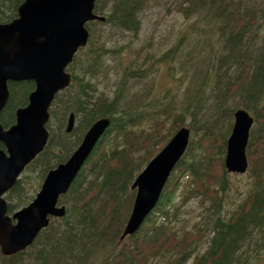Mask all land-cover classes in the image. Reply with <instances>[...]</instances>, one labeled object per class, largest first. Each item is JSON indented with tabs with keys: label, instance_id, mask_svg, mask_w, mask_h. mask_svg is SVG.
<instances>
[{
	"label": "trees",
	"instance_id": "trees-1",
	"mask_svg": "<svg viewBox=\"0 0 264 264\" xmlns=\"http://www.w3.org/2000/svg\"><path fill=\"white\" fill-rule=\"evenodd\" d=\"M23 1L0 0V23L16 18ZM146 1L97 0L95 12L106 20L86 24L89 43L68 67L73 80L56 95L50 107L48 143L24 172L42 169L40 177L44 178L50 169L69 158L95 121L109 117L111 124L68 192L60 198V203L66 205V214L51 218L27 249L12 256L0 251V264H188L208 237L207 248L196 253L192 264H264V4L259 11L253 0H182L180 11L187 18H195L191 29L202 32L199 41L212 44L208 51L203 50L205 47L196 50L193 44L183 66L188 63L195 69L203 67L197 71L204 77L178 102L175 88L163 87L146 108L141 106L147 103L145 94L130 95L132 92L123 87L128 78L139 76L143 70L129 68L114 96L98 93L94 82L100 76L103 56L110 52L106 41L113 31L139 35L140 13ZM186 43L183 37L158 61L170 66ZM77 58H87L83 74L74 72ZM167 76L175 81L170 72ZM9 88L8 103L0 113L5 127L15 122L16 109L27 105L35 83L10 82ZM165 92L171 96H165ZM229 92L239 98L237 105L226 103ZM236 107L246 109L255 119L247 146L248 172L254 184L231 213L223 214L224 192L228 188L224 159ZM71 113L76 119L71 132L80 126V133L68 142L64 136H68L66 124ZM212 117L214 120H210ZM184 125L191 128L189 146L164 194L145 224L120 242L130 214L126 208L134 200L132 184L136 176ZM0 147H4L1 142ZM21 176L6 195L10 213L28 202L26 177ZM179 188L180 207L198 199L203 208L192 228L178 226L182 223L180 209L173 202Z\"/></svg>",
	"mask_w": 264,
	"mask_h": 264
},
{
	"label": "water",
	"instance_id": "water-1",
	"mask_svg": "<svg viewBox=\"0 0 264 264\" xmlns=\"http://www.w3.org/2000/svg\"><path fill=\"white\" fill-rule=\"evenodd\" d=\"M96 0H24L18 16L0 23V113L10 96L9 81L33 80L28 104L16 110V122L9 128L0 122V249L6 256L30 246L50 218L66 213L59 205L72 182L91 156L111 119L102 117L85 133L71 156L52 168L40 191L27 206L8 214L4 195L18 182L25 167L44 150L50 133L47 123L50 106L57 93L72 81L67 71L80 47L88 44L90 32L86 23L105 21L94 13ZM253 116L244 108L234 113V125L227 141L225 166L229 172L243 173L248 168L247 145ZM75 125L71 113L67 132ZM190 128L182 126L167 144L149 161L132 184L136 196L131 215L120 240L134 234L155 208L176 164L185 153Z\"/></svg>",
	"mask_w": 264,
	"mask_h": 264
},
{
	"label": "rangeland",
	"instance_id": "rangeland-1",
	"mask_svg": "<svg viewBox=\"0 0 264 264\" xmlns=\"http://www.w3.org/2000/svg\"><path fill=\"white\" fill-rule=\"evenodd\" d=\"M181 1L182 0H147L144 9L140 13L142 26L138 36H133L130 32L121 33L118 30L113 31V35L109 36V39L106 41V46L111 48L110 52L103 56L102 62L104 63L100 65V76L98 77V79H94V82H97L98 93L104 92L108 96H114L116 93V89L121 85V82L123 81V75L129 68L141 69L143 71L139 76L128 78L123 87L125 91L129 89V92H132L130 95L145 94L148 97L147 103L141 106L146 108L148 107V102L152 98H155V95H158L157 91H162L163 87L170 86L172 87V89L175 88L174 96L177 97L176 100L178 102L183 98L188 89L190 90L191 86L197 87L199 83L202 82V78L204 77V75L202 73H198L197 69L203 70V67L195 69L194 67L188 65V63L187 65L183 66V61H187V58L185 57L188 51L191 50L189 48L193 44H195L194 48H196V50L202 47H205V49L203 50H207L211 47L212 44L209 42L205 43L204 45V42L199 41L200 34L202 32L200 30L198 32H195V30L191 29L195 18H187L184 16L179 7V3ZM253 2L258 8L257 10L262 11L261 6L264 4V0H253ZM98 27L99 26L96 25V28ZM262 32H264V23ZM183 37L187 42L185 44L184 51L178 53L176 59L171 63L170 66H163L161 62L158 61L159 56L169 50ZM189 43L191 44L190 46H188ZM100 45L101 42L100 38L98 37L97 46L100 47ZM117 48H120V50L116 52L115 49ZM179 54L183 55V57H180ZM86 62L87 58H77L74 72L83 74L85 71L84 68L86 67ZM169 72L174 76L175 81L172 82V79L167 76V73ZM86 77L88 78V76ZM170 93H172L171 90ZM164 95L166 96L169 94L165 92ZM228 95L229 98L227 99L226 103L232 106L237 105V103L239 102V98L237 99V95H235V93L231 94L230 92ZM160 96H163V92L162 95L160 94ZM129 98L131 99L130 96ZM211 103H213L212 99ZM215 117H217L216 114ZM210 120H214V118L212 117ZM187 121H189V117L187 118ZM233 125L234 117L231 131ZM53 126L56 127L55 122ZM223 127L224 128H222V130L224 131L226 126ZM140 130L141 129H138L136 131L140 132ZM147 130L151 132L150 128H147ZM79 133L80 126L75 131L68 133V136H66L65 133L64 137H67L69 142L73 137H75V135H79ZM138 155L139 154H137L136 156ZM41 174L42 169L34 171L33 168L30 171L22 173L21 177H26L24 184L26 186L25 190L27 191L26 202L28 201L24 206L28 205L40 190L45 178L44 177L41 179ZM91 178L92 177L90 175L89 179L91 180ZM182 179L185 180L186 176L184 175ZM253 184L254 179L248 171L244 174L228 173V188L224 192L222 213H231L233 209L248 195L249 190L252 188ZM132 191L134 192L133 196L135 199L136 189H132ZM176 191L177 193L174 196L173 204H175L176 208L180 209L179 220L182 222L181 224H178V226L179 228H182V225L184 227L186 226L192 228L196 223L195 220L199 218L197 217V215L203 211V208H201L198 199H191L186 205L180 207L182 189L179 188ZM102 198L100 197V199ZM96 202H98V200H96ZM96 202L94 204V207L97 208L98 204ZM133 202L134 200L130 202V205L126 208V210L129 209L130 214L132 211ZM126 203H129V200H127ZM129 216L127 218H129ZM208 239L209 237L205 238L200 243L193 257L189 260L188 264H192L196 253L203 252L207 248L209 244ZM30 254H32V257L35 256V253L33 251H31Z\"/></svg>",
	"mask_w": 264,
	"mask_h": 264
},
{
	"label": "bare ground",
	"instance_id": "bare-ground-1",
	"mask_svg": "<svg viewBox=\"0 0 264 264\" xmlns=\"http://www.w3.org/2000/svg\"><path fill=\"white\" fill-rule=\"evenodd\" d=\"M249 15H250V14H249ZM93 95H94V94H93ZM122 97H123V96H122ZM102 103H103V102H102ZM110 124H111V123H110ZM108 129H109V127L107 128L106 132H105V133L102 135V137H103L104 135H106V134H107V132H108ZM102 137H101V138H102ZM101 138H100V139H101ZM86 162H87V161H86ZM86 162H85V163H86ZM84 165H85V164H84Z\"/></svg>",
	"mask_w": 264,
	"mask_h": 264
}]
</instances>
